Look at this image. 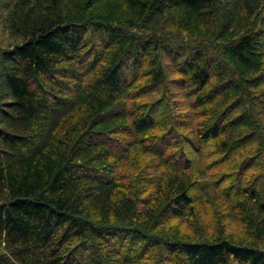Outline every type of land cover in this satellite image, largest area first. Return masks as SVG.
<instances>
[{
  "label": "trees",
  "instance_id": "16d2710c",
  "mask_svg": "<svg viewBox=\"0 0 264 264\" xmlns=\"http://www.w3.org/2000/svg\"><path fill=\"white\" fill-rule=\"evenodd\" d=\"M0 2V264H264V0Z\"/></svg>",
  "mask_w": 264,
  "mask_h": 264
},
{
  "label": "rangeland",
  "instance_id": "374dc122",
  "mask_svg": "<svg viewBox=\"0 0 264 264\" xmlns=\"http://www.w3.org/2000/svg\"><path fill=\"white\" fill-rule=\"evenodd\" d=\"M1 1V0H0ZM8 0H3L4 3H6ZM2 2H0V60H1V52L8 49L12 43H13V36H11L8 32L6 21H5V16H6V7L1 5ZM259 20L264 19V10L262 9L259 13ZM175 35H179V37H186L185 33H178ZM164 64L166 63L165 59L163 60ZM166 67H170V65L167 63L165 65ZM166 86L171 88L172 92H176L174 88L172 87V84L168 81L166 82ZM173 94V93H172ZM210 213V212H209ZM0 252H5L6 253V248L4 246V242H0Z\"/></svg>",
  "mask_w": 264,
  "mask_h": 264
},
{
  "label": "bare ground",
  "instance_id": "6f19581e",
  "mask_svg": "<svg viewBox=\"0 0 264 264\" xmlns=\"http://www.w3.org/2000/svg\"><path fill=\"white\" fill-rule=\"evenodd\" d=\"M207 165H209V164H207ZM195 175H196V173H194Z\"/></svg>",
  "mask_w": 264,
  "mask_h": 264
}]
</instances>
